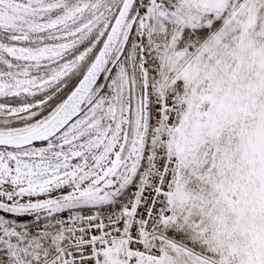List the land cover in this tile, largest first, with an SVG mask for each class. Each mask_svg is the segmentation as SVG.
Segmentation results:
<instances>
[{
    "label": "snow or ice",
    "instance_id": "6c2138e0",
    "mask_svg": "<svg viewBox=\"0 0 264 264\" xmlns=\"http://www.w3.org/2000/svg\"><path fill=\"white\" fill-rule=\"evenodd\" d=\"M0 264H264V0H0Z\"/></svg>",
    "mask_w": 264,
    "mask_h": 264
}]
</instances>
